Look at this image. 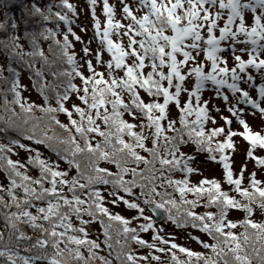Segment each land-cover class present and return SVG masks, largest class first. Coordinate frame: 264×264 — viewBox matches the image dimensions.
Returning <instances> with one entry per match:
<instances>
[{
  "label": "snow or ice",
  "instance_id": "6c2138e0",
  "mask_svg": "<svg viewBox=\"0 0 264 264\" xmlns=\"http://www.w3.org/2000/svg\"><path fill=\"white\" fill-rule=\"evenodd\" d=\"M97 2L88 0L100 45L93 51L90 41L71 27L68 12L77 13L69 0H0V51L9 73L5 76L0 65V83L8 85L0 92L10 113L0 117V132L8 141L0 142V264H113V256L119 264H152L163 261L156 252L169 254L167 264H264V221L254 218L257 210L264 213V181L252 171L245 184L247 165L234 174L232 152L227 151L235 149L233 138L239 136L247 141L246 156L264 166V155L254 152L264 149V131L253 130L246 119L258 112L264 120V0H120L119 19L115 4L102 0L103 27ZM69 34L82 44L84 70L70 50ZM22 39L29 41L28 49ZM40 39L51 40L53 59ZM103 51L110 59H103ZM13 61L33 75L42 104L22 96L20 89L27 86L21 85ZM45 72L53 79L47 80ZM206 89L212 96L204 98ZM72 95L80 103L68 107ZM214 97L223 101L228 115ZM170 104L176 118L170 117ZM213 111L223 123H217ZM57 113L66 114L68 122ZM54 127L63 134L53 130L50 135ZM20 136L44 145L55 158L43 156ZM17 146L27 153L23 160L12 158ZM197 151L219 160L230 190H223L215 177L190 182L188 174L200 171L191 166ZM176 170L184 175L176 178ZM101 183L110 186L107 196L95 186ZM105 201L123 203L135 214L115 212ZM198 204L216 211L198 213ZM145 207L178 227L190 225L206 233L211 242L193 238L209 251L167 239ZM230 209L242 210L243 218L230 219ZM93 221H99L102 241L89 235ZM149 230L151 240L139 235ZM129 242L155 252H135ZM102 246L109 249L107 256L98 251Z\"/></svg>",
  "mask_w": 264,
  "mask_h": 264
},
{
  "label": "rangeland",
  "instance_id": "374dc122",
  "mask_svg": "<svg viewBox=\"0 0 264 264\" xmlns=\"http://www.w3.org/2000/svg\"><path fill=\"white\" fill-rule=\"evenodd\" d=\"M69 1L72 2L73 5L75 6L76 13H77L76 15H73L71 17V20L73 21L71 24V27L84 40L90 41L89 47L94 51L100 45H99V42L94 38V29L92 28L91 10L88 6V0H69ZM129 2H134V0H129ZM109 3L115 4L116 18L119 19L120 13H121L120 0H109ZM96 14L99 17V19L101 20V26L103 27V20L105 17H104L103 12H102V0H98V2L96 4ZM246 15L250 16V13H248ZM125 22H127V21H125ZM80 25H84L87 28V31H81ZM69 39L72 42V44L74 45V47H72L70 50L74 51L76 53L78 64H80L82 70H84L85 69L84 61L82 59H80L81 57L84 56V53L82 52V44L80 41H76L71 36V34H69ZM113 39H116L115 35H113ZM124 41L126 43V38H124ZM242 46L243 45H237L238 48L242 47ZM224 54L229 56V65H231V63H232L231 55L228 52H225ZM89 55L91 56V53H89ZM241 55H244V57L246 58V53H243ZM261 55H264V53H261ZM102 57L104 60L110 59V56L107 53V51L102 52ZM93 63H95L94 59H93ZM101 67H103V65H101ZM248 70L250 72H253V74L257 76V82H259V75L255 72V70L251 69V68H249ZM77 83H79V80L77 81ZM22 85L27 86V87H22V90L24 93L23 96L26 97L28 101H34L35 103L40 104V100H39L40 96L34 92V90L32 88V84H31V79L28 78L24 74L22 75ZM224 90L227 91L226 88ZM141 95L145 99L147 98L146 93L141 92ZM202 95L204 96V98H208L209 96H212V92L206 89L203 91ZM229 95L231 96L230 93H229ZM184 98H185L184 94H182L181 99L183 100ZM214 99H215L216 104H218L220 106L221 111H223L225 115H228V112L224 108L223 101L221 99L215 98V97H214ZM73 102L80 103L79 100L76 99L75 95L70 96L69 100L66 101L65 103H66V106L71 107V104ZM169 111H170V117L176 118L177 111L175 109L174 104L169 105ZM212 114L217 116V123L218 124L223 123V121L220 120L218 113L213 111ZM125 115L127 116V114H125ZM59 116H60L59 117L60 120L62 119L61 121L65 122V123L68 122L66 114L60 113ZM246 119H247L248 123L251 125L253 130L264 131V120L261 119L258 112L255 115L246 114ZM232 126L234 128L239 127V125L236 124L235 122L233 123ZM233 139L235 140V149L234 150H227V151L232 152V155L230 156V160H231L230 166L232 167L234 174L239 173V169H240L241 164H246L247 167L244 170V183L245 184L247 183V180L249 178V173L252 171H255L257 179L264 181V166L258 167L255 164L254 160H252L251 158H248L246 156V149L248 146L247 141L243 140V138H241L239 136H236ZM184 150L185 151H191V149L188 148L187 146H185ZM254 152L256 155H264V149H260L259 147L254 149ZM194 155H195V160L192 162L191 166L193 168L199 169L200 171L188 174L189 180L191 183H198L201 176L208 177V178L215 177L216 179H218L220 181L221 187L223 190H229L230 189L231 185H229L223 179V169H222V165L219 162V160L213 161V160L209 159L207 152L197 151L194 153ZM61 167H66V165H62ZM183 175H184V173L175 171V177L181 178ZM188 195L191 196L192 194H188ZM109 205H110L109 206L110 209H112L113 211H118L123 215L127 214L128 216H133L135 214L134 210H129L126 207L121 206V204H119V205L109 204ZM202 207L203 206H201V208L200 207L198 208V205H197V207L194 210L199 213L203 209ZM145 211H147V214H149L147 207H145ZM228 217L230 219H234V220L239 219V215L237 213H229ZM254 218L257 221H264V214L262 212H260L259 210H257L254 213ZM131 224L136 225L137 220H132ZM157 224H158V226H156V227L158 229L162 228L161 234L165 235L167 239H173L177 244H180L184 247H188L194 251H201V252L209 251L208 249H205L196 239L193 238V237H200V239H202V240H208L209 242H211V238L208 237L207 234L202 232L200 229L193 228L190 225L178 227L175 224H173L171 221L167 220V217H165V220L158 221ZM88 228H89L90 237L99 239V237H98L99 228L96 226L94 221L90 223ZM169 233H173L174 235H168ZM143 238L146 240H151V232H146L143 235ZM101 241H102V238H101ZM168 246H170V245H166V247H168ZM139 249H140V247H136V250H139ZM150 251L155 252L154 249L149 250L148 248H144L141 250V253L148 254ZM175 251H177L178 255L181 258H184L186 255L184 253H180L178 249H176ZM160 256L164 257L163 261L158 262V261L153 260L152 263L153 264H167V262L169 261V254L162 252Z\"/></svg>",
  "mask_w": 264,
  "mask_h": 264
},
{
  "label": "trees",
  "instance_id": "16d2710c",
  "mask_svg": "<svg viewBox=\"0 0 264 264\" xmlns=\"http://www.w3.org/2000/svg\"><path fill=\"white\" fill-rule=\"evenodd\" d=\"M39 2L42 3V4H44V3H47L48 0H39ZM68 14H69V12H68ZM63 25H64L63 22H60V33H63V31L65 30V29H64L65 27L63 28ZM49 26H50V27H55V25L52 24V23H50ZM57 38H58V39H62V34H58ZM21 43L24 44V46H25L26 49L29 48V41H27V40H23V39H22V40H21ZM39 43H40L41 48L44 50L45 54L49 57V59H53V58H54L53 53H52V52H49V44L52 43L51 40L40 39ZM53 47H55V46L53 45ZM5 60H6V54H4L2 51H0V65H4V73H3V74H4L5 76H8L9 73L7 72V65H6V63H5ZM13 66H14V67H17L18 70L20 71L19 79H20L21 85H22V75H23V74L26 75L28 78L31 79L32 88H33L34 92H35L37 95L40 96V97H39V100H40V104H42V103H43V96L40 94V92H39V90H38V87L33 86V75L30 73V71H29L27 68H24V67L21 66V65H17V64L15 63V61H13ZM40 66H41V61H40L39 57H37V58H36V67H40ZM52 67L55 68V67H57V65H52ZM45 76H46L47 80H52V79H53V78H52L47 72H45ZM77 81H78V79H77L75 82H77ZM5 87H8V85H5V84H3V83H0V89H3V88H5ZM20 91H21L22 96H23L24 93H23L22 88L20 89ZM46 91H48V90H46ZM4 95H5V94H4L3 92H0V117H6V116L10 115V113H6L5 110H4V104H3ZM49 95H50V102L53 103V104H55V100H54V98H52V97H53V93H52L51 91H49ZM7 97H8V99H9V101H11V100H12V93H11V92H8V93H7ZM23 97H24V96H23ZM146 97H147V94H146ZM147 99H148V97L146 98V100H147ZM9 106L11 107L12 105L10 104ZM16 110L19 111V107H18V106H16ZM59 114H60V113H57V117H58V118L60 117ZM59 119H60V118H59ZM61 120H62V119H61ZM66 123H67V122H66ZM0 127H3V120H0ZM53 130H54L55 132H57V133H61V134H63V130H62V129H60V128H58V127H54V129H49V130H48L50 135L52 134ZM9 135H11V136H15L16 133H15V132H10ZM17 138L21 139V141H22L23 143L30 144L31 147H32L33 149H39V151L41 152V154H42L43 156L55 158V154H54L53 152H51V151H50L47 147H45L44 145H42V144H38V143H36V142H34V141L27 140V139H26L25 137H23V136H20V137H17ZM0 142H4V143L8 142V141H7V137H6L5 134L2 133V132H0ZM203 152H206V151H203ZM143 154L146 155V153H143ZM11 155H12V158H13V159L20 158V159L23 160V159L26 157L27 153H26V151H25L24 149H20V148L17 146V147H16V151H15L14 153H12ZM60 164H61V166H62V165H66L65 162H63V161H61ZM100 165H101L102 167H110V168H112L113 171H115V166H114V165H110V164H108L106 161H100ZM141 166H142V165H141ZM66 167H67V165H66ZM31 171H32V174H35V173H36V169H35V168H33ZM73 171H74V169H73ZM176 171L178 172L179 170H176ZM173 175L175 176V172L173 173ZM176 178H177V177H176ZM3 179H4V172H3V169H0V180H3ZM95 186L101 189V191H102V195H105V196L108 195V189H109L110 186H108V185H104V184H102V183H101V184H98V185H95ZM230 189H231V187H230ZM230 189H229V190H230ZM168 190H169L170 192L172 191L171 188H169ZM229 194L238 197V194L235 193L234 191H230ZM176 195L178 196V194H176ZM105 203L107 204L108 207L110 206V205H109L110 203L108 204L107 201H105ZM121 206L125 207V206L123 205V203H121ZM201 206H203V205H202V204H198V208H199V207L201 208ZM202 208H203V209L201 210V212L209 211V210H210V211H216V209H215L214 207H209L208 209H206V208H204V206H203ZM213 209H214V210H213ZM115 212H118V211H115ZM145 213H146V215H149V214H147V211H145ZM229 213H237V214L239 215V219H242V218H243V215H244V213H243L242 210H235V209H230L229 212H228V214H229ZM263 214H264V213H263ZM125 216H128V215L125 214ZM74 222H77V221L74 220ZM77 223H78V222H77ZM94 223H95L96 226L99 228V231H98V232H99L98 237H99V239H100V241H101V238H102V240H103V233H102V231H101L99 221H94ZM137 224H138V222H137ZM137 224H136V225H133V226H137ZM156 226H157V225H156ZM234 230H237V231H238V230H239V226L237 227V229H234ZM28 231L31 232V229H28ZM146 232H151V230L146 231ZM146 232H145V231H141V232H139V235L143 237V235H144ZM100 236H101V237H100ZM91 238H93V237H91ZM129 246H130L135 252H138V253H141V250H142V249L147 248V247H144V246L137 245L135 242H129ZM136 247H140V249H139V250H136ZM21 251L23 252V249H21ZM98 251L100 252L101 255H105V256H107V255H108V252H109V249H107L106 247H103V246H102V248H101L100 250H98ZM161 253H162V252H157L156 255H159V256H160ZM163 258H164V257H163ZM112 259H113V264H119V262L115 260V257H114V256L112 257ZM152 264H153V263H152Z\"/></svg>",
  "mask_w": 264,
  "mask_h": 264
},
{
  "label": "water",
  "instance_id": "95a60500",
  "mask_svg": "<svg viewBox=\"0 0 264 264\" xmlns=\"http://www.w3.org/2000/svg\"><path fill=\"white\" fill-rule=\"evenodd\" d=\"M153 215H154V221L155 222L161 221L165 218V215H161V214H153Z\"/></svg>",
  "mask_w": 264,
  "mask_h": 264
}]
</instances>
